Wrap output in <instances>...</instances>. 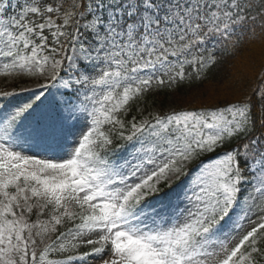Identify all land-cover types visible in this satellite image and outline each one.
<instances>
[{
    "label": "snow or ice",
    "instance_id": "6c2138e0",
    "mask_svg": "<svg viewBox=\"0 0 264 264\" xmlns=\"http://www.w3.org/2000/svg\"><path fill=\"white\" fill-rule=\"evenodd\" d=\"M257 39L264 0H0V76L40 89L0 120V264H264V68L214 109L123 118Z\"/></svg>",
    "mask_w": 264,
    "mask_h": 264
},
{
    "label": "trees",
    "instance_id": "16d2710c",
    "mask_svg": "<svg viewBox=\"0 0 264 264\" xmlns=\"http://www.w3.org/2000/svg\"><path fill=\"white\" fill-rule=\"evenodd\" d=\"M262 68H264V39L244 43L236 53L222 58L217 65L207 72L205 78L196 79L193 75L191 81L153 89L143 98L132 102L127 115L123 116V118L125 121L132 120L136 116L139 106L147 104L149 101L165 105L172 91L178 95L184 91L197 92L201 95L205 94V97L200 102L187 110L214 109L252 94L253 89L262 83L258 79ZM187 71L192 72V69L188 68ZM32 95L22 94L16 97L13 102H16L18 105L29 102ZM253 101L254 103H258L255 96H253ZM261 131L264 130L258 126L255 135L259 136ZM236 143V140H233L232 143H225L223 148L217 149V152L212 153L211 156L215 157L219 153L231 149ZM241 165L243 166V161H241ZM87 251H90L88 246L81 247L80 252L84 253Z\"/></svg>",
    "mask_w": 264,
    "mask_h": 264
},
{
    "label": "rangeland",
    "instance_id": "374dc122",
    "mask_svg": "<svg viewBox=\"0 0 264 264\" xmlns=\"http://www.w3.org/2000/svg\"><path fill=\"white\" fill-rule=\"evenodd\" d=\"M0 91L16 93L15 96L9 97L7 99L0 98V109L4 110L0 111V120H2L6 111L17 105L15 102H13L14 98L24 93H38L40 89L35 78H12L8 76H0ZM51 91L56 93V89H51ZM56 96L58 98L59 93H56ZM204 97L205 94L201 95L197 92L184 91L178 95L172 91V93L169 94L165 105H159L152 101H149L147 104H141L137 109L136 119L139 120L147 116L149 113L165 114L171 113L175 110H187L188 108L193 107L196 103L200 102ZM51 100L52 97H49V99L45 101V105H48ZM6 104L7 109L5 108ZM41 110H44V106H42ZM73 141L74 138L72 136H69L66 142L53 140L35 141L28 139L23 143V149L26 152L34 153L40 156L59 158L71 151V145L73 144ZM31 219L35 220V215H33ZM253 219H255V217H253ZM70 226L71 225H66L65 227ZM60 230L63 231L64 228H61ZM81 247L78 249V254L80 253ZM87 264H100L99 258L90 257Z\"/></svg>",
    "mask_w": 264,
    "mask_h": 264
}]
</instances>
